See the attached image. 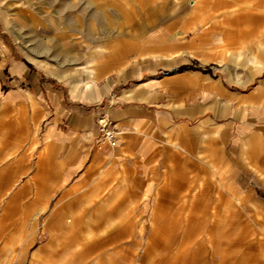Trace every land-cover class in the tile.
Returning <instances> with one entry per match:
<instances>
[{
    "label": "rangeland",
    "instance_id": "374dc122",
    "mask_svg": "<svg viewBox=\"0 0 264 264\" xmlns=\"http://www.w3.org/2000/svg\"><path fill=\"white\" fill-rule=\"evenodd\" d=\"M139 43L218 68L243 110L264 78V0H0V264H264V180L215 164L232 130L175 123L124 147L119 89L97 100ZM46 90L106 114L117 145L96 132L59 166Z\"/></svg>",
    "mask_w": 264,
    "mask_h": 264
},
{
    "label": "crops",
    "instance_id": "0c3cea01",
    "mask_svg": "<svg viewBox=\"0 0 264 264\" xmlns=\"http://www.w3.org/2000/svg\"><path fill=\"white\" fill-rule=\"evenodd\" d=\"M136 47L131 65L119 71L116 78L109 79L105 91L97 95V100L103 99L119 89L115 96L118 109L113 116L117 121L116 130L122 133L124 147L143 141L145 130H149L151 140L157 141L161 134L170 132L175 123L195 124L203 132L206 125H213L216 141L223 127L234 132L227 144L234 153L216 161L219 170L225 165L231 173H238L239 166L245 169V174L261 176L264 180V78L248 93L247 103L251 105L248 108L243 105V111L239 103H244L241 99L246 94L223 88L218 68L188 64L173 49H143L140 43ZM88 73V77L79 76L75 80L86 91L91 89L92 70ZM44 92L47 99L57 105L59 118H54L55 121L67 127L66 133L57 134V164L62 166V153L64 158L77 159L79 143L85 145L95 136V114L90 105H61L57 103V93ZM259 94L262 98L260 112L253 105ZM222 106L227 109L223 118ZM40 110L45 111L44 107Z\"/></svg>",
    "mask_w": 264,
    "mask_h": 264
},
{
    "label": "built area",
    "instance_id": "2783aa9c",
    "mask_svg": "<svg viewBox=\"0 0 264 264\" xmlns=\"http://www.w3.org/2000/svg\"><path fill=\"white\" fill-rule=\"evenodd\" d=\"M97 132L100 140L109 146L115 147L118 143L115 126L106 114H99L97 118Z\"/></svg>",
    "mask_w": 264,
    "mask_h": 264
}]
</instances>
